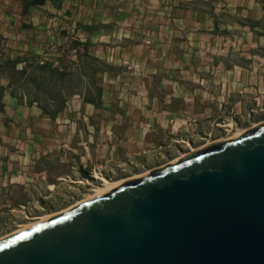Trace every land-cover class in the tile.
<instances>
[{
    "label": "rangeland",
    "instance_id": "1",
    "mask_svg": "<svg viewBox=\"0 0 264 264\" xmlns=\"http://www.w3.org/2000/svg\"><path fill=\"white\" fill-rule=\"evenodd\" d=\"M257 1L252 19L197 0L192 24H176L174 33L144 22L160 38L157 58L129 56L105 68L91 62L92 85L82 93L95 106L74 99L54 117L0 121V238L92 194L96 175L129 180L263 124L264 0ZM85 51L83 61L92 57Z\"/></svg>",
    "mask_w": 264,
    "mask_h": 264
},
{
    "label": "water",
    "instance_id": "2",
    "mask_svg": "<svg viewBox=\"0 0 264 264\" xmlns=\"http://www.w3.org/2000/svg\"><path fill=\"white\" fill-rule=\"evenodd\" d=\"M0 264H264V123L1 239Z\"/></svg>",
    "mask_w": 264,
    "mask_h": 264
},
{
    "label": "crops",
    "instance_id": "3",
    "mask_svg": "<svg viewBox=\"0 0 264 264\" xmlns=\"http://www.w3.org/2000/svg\"><path fill=\"white\" fill-rule=\"evenodd\" d=\"M196 1L54 0L28 6L22 0H0V36L9 47L0 57V121L25 122L33 115L44 114L40 109L44 105L63 108L74 99L80 107L94 106L92 99L85 100L83 94V85L89 88L92 77L85 75L87 65L77 44H85V52L92 55V64L101 68L106 64L114 66L129 56L136 61L144 55L157 58L160 38H154L151 31L146 33L144 22L152 30L164 28L174 33L176 24L182 27L192 24V6ZM213 1L214 12L234 17L240 12L241 17L249 19L260 4L257 0ZM181 11L183 15L178 16L176 13ZM160 15L166 17L168 26L161 27ZM144 16L148 21L142 20ZM71 34L78 36V41L71 45L75 70L64 75L54 71L57 54L48 53L47 47L59 45ZM147 43L150 47L143 46ZM43 61L47 63L41 66L39 63ZM73 81L76 87H71Z\"/></svg>",
    "mask_w": 264,
    "mask_h": 264
},
{
    "label": "bare ground",
    "instance_id": "4",
    "mask_svg": "<svg viewBox=\"0 0 264 264\" xmlns=\"http://www.w3.org/2000/svg\"><path fill=\"white\" fill-rule=\"evenodd\" d=\"M253 127H254V126H253ZM253 127H252V128H253ZM250 129H251V128H250ZM245 131H247V130L237 131L235 134L231 135L230 137H228V138H226V139H223V141L233 140V139L239 137V136H240L242 133H244ZM203 148H204V147H203ZM191 152L193 153L194 150H192ZM183 156H184V155H181V157L172 160L171 162H169V163H168L167 165H165V166L172 165L173 163H175L176 161H178L180 158H183ZM163 167H164V166H163ZM160 168H162V167H160ZM160 168H158V169H160ZM158 169H155V170H158ZM152 171H154V170H152ZM152 171H146V172H144V173H142V174H139V175H137V176H134L132 179H129V180H134V179L142 178V177H144L145 175H147L148 173H150V172H152ZM96 177H97V179H99V180L101 181V183H100V185L96 186V187L93 189L92 194H90V195L84 197L82 200H80L79 202H77L75 205H73V206H71V207H69V208H67V209H64V210H62V211H60V212H56V213H54V214H50V215H46V216H42V217L37 218L35 221H32V222H30V223H28V224H26V225L21 226L20 228H18V229H17L16 231H14L13 233H11V234H9V235H6V236H4V237H2V238H0V240L6 238V237H8V236H11L12 234H15V233H18V232H20V231H23V230H25V229H27V228L33 226V225H36V224L41 223V222H43V221H46V220H48V219H50V218H52V217H54V216H57V215H59V214L65 212V211H67V210H69V209H71V208H73V207H76V206H77L78 204H80L81 202L88 201V200H90V199H92V198H94V197H96V196H98V195H100V194H102V193H104V192H106V191H108V190L114 188L115 186H117V185H119V184H121V183H123V182H125V181H128V180L110 181V180H107L106 178H104V177H100V176H98V175H96Z\"/></svg>",
    "mask_w": 264,
    "mask_h": 264
},
{
    "label": "built area",
    "instance_id": "5",
    "mask_svg": "<svg viewBox=\"0 0 264 264\" xmlns=\"http://www.w3.org/2000/svg\"><path fill=\"white\" fill-rule=\"evenodd\" d=\"M76 41H78V36L71 34L66 36L61 44L53 46V51L57 54V60L55 62L57 66L67 68L68 70L75 69V64L70 54L72 53L71 45ZM8 49L9 47L5 38L0 36V57L4 56Z\"/></svg>",
    "mask_w": 264,
    "mask_h": 264
},
{
    "label": "trees",
    "instance_id": "6",
    "mask_svg": "<svg viewBox=\"0 0 264 264\" xmlns=\"http://www.w3.org/2000/svg\"><path fill=\"white\" fill-rule=\"evenodd\" d=\"M22 1H24L28 6L29 5H42V4H44L46 1H51V2H54V0H22ZM74 43H76V42H73L72 44H74ZM81 46V48L83 49V50H85L86 48H85V44H77V47H80ZM77 50H78V48H77ZM76 50V51H77ZM84 64H86L87 65V71L85 72L86 74L85 75H92V70L91 69H89V66H91V65H89V64H91V62H92V59L91 58H89L88 56H85V54H84ZM46 63L47 62H45V61H43V62H41V63H39L41 66H44V65H46ZM49 63V62H48ZM51 63V62H50ZM49 63V64H50ZM54 71H57V72H59V73H63L64 75H71V74H73V72H74V70H68L67 68H62V67H60V66H55L54 68ZM77 69V68H76ZM84 76V75H83ZM1 90H0V97H1ZM99 95V94H98ZM91 97H86L85 98V100H87V101H91ZM92 104L95 106L96 105V102H94L93 100H92ZM48 107L49 106H42V107H40V109L42 110V112L45 114V115H48V116H50V117H54V115L58 112V111H60V109H61V107H59V108H57L56 110H54L53 112H50L49 111V109H48ZM0 112H1V107H0Z\"/></svg>",
    "mask_w": 264,
    "mask_h": 264
}]
</instances>
